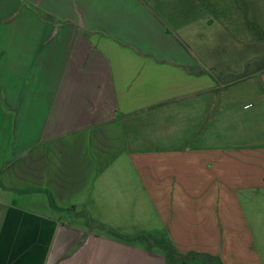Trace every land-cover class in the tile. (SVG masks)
I'll use <instances>...</instances> for the list:
<instances>
[{"label":"crops","instance_id":"crops-1","mask_svg":"<svg viewBox=\"0 0 264 264\" xmlns=\"http://www.w3.org/2000/svg\"><path fill=\"white\" fill-rule=\"evenodd\" d=\"M244 1L264 26V0ZM205 10L0 0V264H168L133 237L161 228L181 253L250 264L264 231L251 204L264 199V66L210 73L184 45Z\"/></svg>","mask_w":264,"mask_h":264},{"label":"rangeland","instance_id":"rangeland-1","mask_svg":"<svg viewBox=\"0 0 264 264\" xmlns=\"http://www.w3.org/2000/svg\"><path fill=\"white\" fill-rule=\"evenodd\" d=\"M203 1L207 6L205 14H208L201 28L203 35L198 37V41L194 38L193 41L184 40V45L204 61L205 68L223 79L264 66V26L247 19L245 1ZM259 201L257 199L251 203L252 209L264 213V199ZM83 219L88 221V217ZM96 228L105 231L102 226ZM159 230L153 235L160 239L170 238L164 233L165 228ZM252 236L250 264H264V231H254ZM137 243L148 244L142 239ZM153 248L159 250L156 244Z\"/></svg>","mask_w":264,"mask_h":264},{"label":"trees","instance_id":"trees-1","mask_svg":"<svg viewBox=\"0 0 264 264\" xmlns=\"http://www.w3.org/2000/svg\"><path fill=\"white\" fill-rule=\"evenodd\" d=\"M51 204L55 208H59L57 203L55 202L54 198L51 196ZM103 229L107 231L108 233L112 234L115 237L118 238H124V235L116 231L115 229L107 226L102 225ZM142 239L143 241H146L149 248H153V245H158L159 250H162L164 253L168 264H180L184 261H190L194 257H200L210 264H223L222 258L219 255H213L206 252H198V251H189L187 253H181L177 250L174 242L170 238L160 239L152 234L150 235H142L135 237V241Z\"/></svg>","mask_w":264,"mask_h":264}]
</instances>
